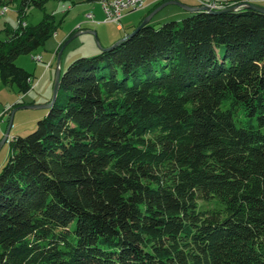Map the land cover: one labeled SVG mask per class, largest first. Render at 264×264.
<instances>
[{
  "label": "trees",
  "instance_id": "obj_1",
  "mask_svg": "<svg viewBox=\"0 0 264 264\" xmlns=\"http://www.w3.org/2000/svg\"><path fill=\"white\" fill-rule=\"evenodd\" d=\"M48 1L20 0L0 38V79L20 95L33 75L17 58L56 31L50 15L22 20ZM10 145L0 264H264V14L150 22L74 61Z\"/></svg>",
  "mask_w": 264,
  "mask_h": 264
},
{
  "label": "rangeland",
  "instance_id": "obj_2",
  "mask_svg": "<svg viewBox=\"0 0 264 264\" xmlns=\"http://www.w3.org/2000/svg\"><path fill=\"white\" fill-rule=\"evenodd\" d=\"M98 1L99 2L95 0H49L43 9H38L34 6L28 8L26 17L22 20L23 24L35 26L42 22L47 15H50L54 18L53 22L56 31L53 37L32 55H23L16 60V64L19 67L24 68L27 72L33 75L31 84L32 90L28 94L20 95L16 86L12 82H4L0 79V173L11 155V141L17 137H26L30 135L36 130L38 121L45 118L49 113V111L44 108L17 110L14 115V121L8 139L5 144H2L7 134L13 111L25 105L44 106L50 103L53 97L55 78L58 69H60L63 74L68 66L74 61L80 58L93 57L100 54L101 47L107 48L113 44L107 46L106 44L108 40L112 41L113 38L124 34V32L121 33L117 30V24L106 22L105 15H103L104 7L102 2L105 1V4L112 5L110 2L113 0ZM151 1L154 2V0H148L146 5H149ZM168 1H178L182 4L185 3V0ZM189 1L194 2L193 5H190L192 8L198 6V8H209L207 5L214 1L217 8L213 11L227 9L247 2L264 7V0H252L254 2L247 0L242 3L226 2L224 0H206L202 2L201 5L197 3L201 0ZM7 2L6 9L0 8L1 39H6L7 30H17L20 26V0H8ZM163 4L164 3L161 5ZM142 10L144 9L125 11L123 13V19L129 14ZM99 11L100 13L103 11L101 16L103 21H95V17L97 18V13ZM195 13V11H186L177 5H169L154 15L150 22L152 26L159 28L163 24L171 21L182 22L184 19L191 17ZM146 17L139 25L143 23ZM123 19L120 21V25H126L125 21L128 19H124V22ZM89 30L95 31L96 35L86 33V31ZM80 32L83 33L78 34ZM75 35L77 36L64 46ZM122 38H119L118 40ZM60 52L61 55L59 56ZM37 57L42 61H36L35 59ZM200 204L203 205L204 208H220V205L217 202H213L208 206L204 203Z\"/></svg>",
  "mask_w": 264,
  "mask_h": 264
},
{
  "label": "water",
  "instance_id": "obj_3",
  "mask_svg": "<svg viewBox=\"0 0 264 264\" xmlns=\"http://www.w3.org/2000/svg\"><path fill=\"white\" fill-rule=\"evenodd\" d=\"M169 5H177L179 7H181L182 9L186 10V11H195V12H199V11H205V12H210V13H215V14H222V13H227V12H236L239 11L241 9H250V10H254L257 11L259 13H263L264 14V7L258 6L254 3H243L237 6H233V7H229L227 9H223V10H219V11H213L209 8H192V7H188L178 1H168L166 3H164L163 5H161L160 7H158L153 13H151L148 17H146V19L143 21V23L141 25H139L132 33L128 34L127 36L123 37L122 39L118 40L117 42H115L113 45H111L110 47L107 48H102L101 46V51H108V50H112L115 47H117L118 45H120L121 43L125 42L128 38L134 36L135 34H137L140 29L144 26H146L147 24H149V22L151 21V19L154 17V15H156L159 11H161L163 8H165L166 6ZM83 32H80L78 34H82ZM86 33H90V34H94L96 35L95 31H86ZM77 35H75L74 37H72L64 46H66L68 43H70ZM61 55V52L59 54V56ZM61 77H62V72L60 69L57 70L56 73V78H55V84H54V91H53V97L50 103L44 105V106H34V105H25V106H21L18 109L14 110L12 115H11V119L9 122V126H8V130H7V134L3 140L2 144H5L10 130L12 128L13 125V121H14V115L16 113L17 110L19 109H39V108H44L47 109L48 111L53 107V105L56 102L57 96H58V92L60 89V82H61Z\"/></svg>",
  "mask_w": 264,
  "mask_h": 264
},
{
  "label": "built area",
  "instance_id": "obj_4",
  "mask_svg": "<svg viewBox=\"0 0 264 264\" xmlns=\"http://www.w3.org/2000/svg\"><path fill=\"white\" fill-rule=\"evenodd\" d=\"M110 3L112 5L108 4V9L104 10L105 20L106 22L120 25L119 23L123 19V13L125 11H131L132 9L140 10L141 7L144 6L147 2L146 0H113ZM207 6H209L211 10L217 8V5L214 1ZM35 60L40 62L42 61L38 57ZM29 83L32 84V81L30 80Z\"/></svg>",
  "mask_w": 264,
  "mask_h": 264
},
{
  "label": "crops",
  "instance_id": "obj_5",
  "mask_svg": "<svg viewBox=\"0 0 264 264\" xmlns=\"http://www.w3.org/2000/svg\"><path fill=\"white\" fill-rule=\"evenodd\" d=\"M188 1V2H187ZM204 1H206V0H201L200 2H197L199 5H201V3L202 2H204ZM250 1H252V0H250ZM97 2H99V1H97ZM152 2V1H151ZM150 2V4L149 5H147V7L144 9V10H142V11H138V12H135V13H132V14H129V15H127L124 19L126 20V19H128V20H126L125 22H126V25H124V24H122V25H117V30L119 31V32H124V34H121V36H117V37H119V38H122V37H124V36H126V34L128 33V32H131L132 30H134L140 23H141V21L148 15V13H149V11L157 4V1H155L154 0V2H152L151 3ZM252 2H254V1H252ZM193 3L194 2H190L189 0H185V3H184V5H186V6H188V7H192V6H190V5H193ZM199 7V6H198ZM198 7H195V8H198ZM102 13H103V11L100 13V11L97 13L98 14V16H97V18L95 17V21H103L102 19H101V16H102ZM138 13V14H137ZM103 15H104V13H103ZM98 19V20H97ZM124 19H123V22H124ZM92 23H94V24H98V23H95V22H92ZM127 27V28H126ZM89 31H91V30H89ZM117 37H115V38H113V40L112 41H110V40H106L107 41V46H109V45H111L112 43L114 44V42L116 41V40H118L119 38H117ZM112 44V45H113Z\"/></svg>",
  "mask_w": 264,
  "mask_h": 264
},
{
  "label": "bare ground",
  "instance_id": "obj_6",
  "mask_svg": "<svg viewBox=\"0 0 264 264\" xmlns=\"http://www.w3.org/2000/svg\"><path fill=\"white\" fill-rule=\"evenodd\" d=\"M101 1H103V0H101ZM107 1H108V0H107ZM161 1H162V0H158L157 2H161ZM146 2H148V0H146ZM100 4H101V3H100ZM102 4H103V7H104L103 11H104V10H107V9H108V4H105V1H103ZM146 4H147V3H146ZM146 4H145L144 6H142L141 9H145V8L147 7ZM101 6H102V5H101ZM141 9H140V10H141ZM126 36H127V35H126Z\"/></svg>",
  "mask_w": 264,
  "mask_h": 264
}]
</instances>
